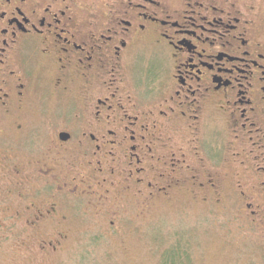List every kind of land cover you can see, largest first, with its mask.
Masks as SVG:
<instances>
[{"label": "flooded vegetation", "instance_id": "af4514ba", "mask_svg": "<svg viewBox=\"0 0 264 264\" xmlns=\"http://www.w3.org/2000/svg\"><path fill=\"white\" fill-rule=\"evenodd\" d=\"M255 8L0 0V153L15 178L31 161L6 147L37 145L50 130L33 191L20 209L0 208V224L62 226L65 204L83 205L118 235L126 209L144 216L181 195L218 202L228 129L247 184L237 186L239 210L264 233V26ZM9 135L17 138L6 145ZM45 187L53 192L44 196ZM42 238L52 239L39 240V251L51 253L68 234Z\"/></svg>", "mask_w": 264, "mask_h": 264}, {"label": "rangeland", "instance_id": "374dc122", "mask_svg": "<svg viewBox=\"0 0 264 264\" xmlns=\"http://www.w3.org/2000/svg\"><path fill=\"white\" fill-rule=\"evenodd\" d=\"M241 4L254 5L256 20L264 26V0H241ZM37 106L33 104V108ZM32 117L36 125L35 109ZM38 131L40 129L35 130ZM49 131L43 129L37 145L6 147L18 154L20 163L31 161L27 175L15 178L9 163L2 161L1 153L5 151L0 148L1 210L14 212L20 209L24 201L21 194L28 195L33 191L29 185L32 177L38 174L35 162H46L43 141L46 144ZM229 134L227 129L219 142V148L224 147L220 170L225 184L218 202L210 196H206V201H197L181 195L171 204L154 206L144 216L138 215L137 210L126 209V215L120 219L118 235H108L105 223L91 209L83 205L71 209L65 204L61 212L66 221L62 226L30 228L20 220L14 225L0 224V264H264L262 227L249 224L244 219L246 214L239 210L243 201L237 186L247 184L238 163L230 157V150L236 145L232 146ZM15 138L17 136L9 135L6 145ZM18 183L26 185L25 190ZM39 187L35 189L39 191ZM46 188H43L44 196L54 189ZM262 197L264 199V194ZM59 198L63 201V197ZM59 229L65 230L68 238H64L55 252H40L39 240L52 239L42 237L54 235ZM173 248L179 250L178 260V252L173 255L168 252Z\"/></svg>", "mask_w": 264, "mask_h": 264}, {"label": "trees", "instance_id": "16d2710c", "mask_svg": "<svg viewBox=\"0 0 264 264\" xmlns=\"http://www.w3.org/2000/svg\"><path fill=\"white\" fill-rule=\"evenodd\" d=\"M168 252H172V255L174 252H178V254L176 255V259L178 260L177 257L179 256L180 253H179V250L177 248H173V249L169 250Z\"/></svg>", "mask_w": 264, "mask_h": 264}]
</instances>
